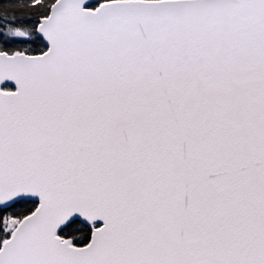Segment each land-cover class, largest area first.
I'll return each mask as SVG.
<instances>
[{"label": "snow or ice", "instance_id": "obj_1", "mask_svg": "<svg viewBox=\"0 0 264 264\" xmlns=\"http://www.w3.org/2000/svg\"><path fill=\"white\" fill-rule=\"evenodd\" d=\"M0 264H264V0H0Z\"/></svg>", "mask_w": 264, "mask_h": 264}]
</instances>
